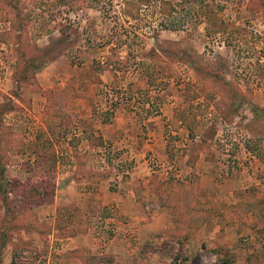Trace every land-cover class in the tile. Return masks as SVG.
Segmentation results:
<instances>
[{"label": "rangeland", "instance_id": "obj_1", "mask_svg": "<svg viewBox=\"0 0 264 264\" xmlns=\"http://www.w3.org/2000/svg\"><path fill=\"white\" fill-rule=\"evenodd\" d=\"M74 153L92 156L88 176L110 189L143 163L157 178L165 169L170 188L192 177L203 237L233 219L224 249L207 239L201 252L167 229L126 264H264V0H0V264L19 229L48 241L51 215L38 213L53 201L57 160L64 175ZM229 193L228 214L212 215L208 195ZM61 210L58 236L89 224L105 247L116 235L113 213ZM16 249L17 264L45 261L29 241ZM102 262L115 258L82 264Z\"/></svg>", "mask_w": 264, "mask_h": 264}, {"label": "crops", "instance_id": "obj_2", "mask_svg": "<svg viewBox=\"0 0 264 264\" xmlns=\"http://www.w3.org/2000/svg\"><path fill=\"white\" fill-rule=\"evenodd\" d=\"M83 153L86 154V151ZM68 158H73L74 162H70L71 165L64 175H61L59 169V164L63 163V160H57L54 172L55 195L53 196V201L49 206L41 207V211L38 213L39 218L43 213L49 212L48 214L51 215V232L49 234L46 233L48 241L42 242L40 238L43 234L37 233L40 231H35V234L33 231V236L30 238L25 235L24 229H19L14 236L12 234L13 237H11V241L7 245L4 263L17 264V262L15 263V258H13L17 252L16 248L25 241H29L33 245L35 256L38 255L39 259H45L43 264L45 262L46 264H68L69 262L71 263L72 256L75 255H79L80 264H82L84 259L90 257L100 259V257L106 255H113L115 262L112 264H126L124 260L134 253L133 251L138 245H149L157 241L159 239L158 236H162V239H164L167 229H174V232L177 225H179L175 221V216L179 212L167 200V198H172L175 201L177 197L169 187L170 183L175 185L176 181L170 179L171 175L168 178L166 177L167 172L163 173L166 171L165 169L157 178V175L155 176L154 172L148 171L143 163V165L139 166L137 172L130 175L129 179L123 178L119 185L117 184V188L110 189L106 178L94 181L92 177L88 176L89 173L95 174L94 171H98L96 168H89V164L92 163V156L88 155V153L81 158L82 160L77 159L75 153L73 156H68ZM95 159L98 158L95 157ZM170 163L172 161H168L167 164ZM187 167L195 171L197 166L187 165ZM166 168L167 170L169 169L168 166ZM195 173L196 175L193 174V176L197 177L199 171ZM185 174L188 177L189 173L185 172ZM162 175L166 178L161 179ZM199 177L201 181L203 175L201 174ZM62 179H65V181L62 182ZM191 180L192 177H189L187 181L181 180L180 183H185L188 190L193 189L190 195L192 207L188 210L189 215L187 217V224L193 228L191 232L193 235H189L187 240L181 239L178 242L197 245L196 247L201 252L202 245L205 241H208L207 239L216 246L228 247L232 243L230 236H228V231H230L233 219L215 223L214 230L209 233L208 238L203 237L202 228L205 226L197 220V218L201 217L202 210H205V207H202L204 200L201 198L203 197V191H201V184L198 181L195 184ZM217 192L218 190L214 189V193L217 194ZM231 196V193L227 196L208 195L207 199L213 204L212 208H208L212 215L215 214L218 208H223L227 212V209L229 210V207L233 206ZM224 201L226 204H223ZM61 205H73L85 218L88 216L93 218L109 212L113 213L114 217L108 219L114 224L113 232L116 235L107 242L105 247H102L95 239L92 240V235L89 233V224L87 225V231L86 229L84 232L76 231L78 225L82 226V222H80L78 225L69 223L65 226V231L70 233L75 228L76 232L72 235L58 236V221L66 216V214H61L63 210H61ZM219 211L220 209L218 213ZM113 232L111 233L114 234ZM188 245L184 247V253H188ZM57 256H60V261L54 260ZM34 261L35 263L38 261L36 257H34ZM101 264L109 263L102 262Z\"/></svg>", "mask_w": 264, "mask_h": 264}, {"label": "trees", "instance_id": "obj_3", "mask_svg": "<svg viewBox=\"0 0 264 264\" xmlns=\"http://www.w3.org/2000/svg\"><path fill=\"white\" fill-rule=\"evenodd\" d=\"M160 26L161 28L165 29V30H172L171 28H175V26H171L169 27V25L161 22L160 23ZM4 179L3 178V173L0 174V180ZM183 185L186 190L184 189V187H179L178 189L177 188H171L172 191H174V193L176 194V199L175 201H173L172 198H167V200L169 201V204L174 207V208H177L178 210V214L177 216H175V221L177 224V227H176V231H174L171 235L172 237L174 238V240H187L189 236L185 235V234H182L181 232V229L179 228H185L188 226L187 224V217L189 215L188 213V210H190V208L192 207L191 206V201L192 199L190 198V195H191V190H188V187L184 184H181ZM178 190H181V191H178ZM186 217V218H185ZM217 250H220V249H224L225 247H219V246H216ZM214 249V251H215ZM216 250V253L218 254L219 251ZM226 251V250H225Z\"/></svg>", "mask_w": 264, "mask_h": 264}]
</instances>
